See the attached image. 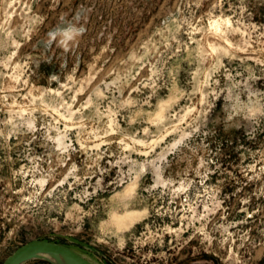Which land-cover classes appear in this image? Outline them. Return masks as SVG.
I'll return each mask as SVG.
<instances>
[{
  "label": "rangeland",
  "instance_id": "1",
  "mask_svg": "<svg viewBox=\"0 0 264 264\" xmlns=\"http://www.w3.org/2000/svg\"><path fill=\"white\" fill-rule=\"evenodd\" d=\"M34 238L264 264V0H0V264Z\"/></svg>",
  "mask_w": 264,
  "mask_h": 264
},
{
  "label": "water",
  "instance_id": "2",
  "mask_svg": "<svg viewBox=\"0 0 264 264\" xmlns=\"http://www.w3.org/2000/svg\"><path fill=\"white\" fill-rule=\"evenodd\" d=\"M30 260H43L50 264H95L71 246L41 238L20 244L1 264H23Z\"/></svg>",
  "mask_w": 264,
  "mask_h": 264
},
{
  "label": "clouds",
  "instance_id": "3",
  "mask_svg": "<svg viewBox=\"0 0 264 264\" xmlns=\"http://www.w3.org/2000/svg\"><path fill=\"white\" fill-rule=\"evenodd\" d=\"M84 31L85 29L82 26L78 27L76 24H67L57 27L48 33V39L45 43L46 45H50L52 42H58L67 50V45L75 38L83 35Z\"/></svg>",
  "mask_w": 264,
  "mask_h": 264
},
{
  "label": "bare ground",
  "instance_id": "4",
  "mask_svg": "<svg viewBox=\"0 0 264 264\" xmlns=\"http://www.w3.org/2000/svg\"><path fill=\"white\" fill-rule=\"evenodd\" d=\"M135 218L136 219L138 218V216L135 214L134 215L125 214V215H115L113 220L118 227H122V226H128L132 224L135 221Z\"/></svg>",
  "mask_w": 264,
  "mask_h": 264
},
{
  "label": "trees",
  "instance_id": "5",
  "mask_svg": "<svg viewBox=\"0 0 264 264\" xmlns=\"http://www.w3.org/2000/svg\"><path fill=\"white\" fill-rule=\"evenodd\" d=\"M38 261H40V262H42V263H44V264H49L48 262L43 261V260H38Z\"/></svg>",
  "mask_w": 264,
  "mask_h": 264
}]
</instances>
